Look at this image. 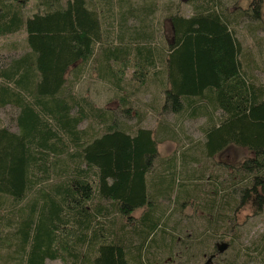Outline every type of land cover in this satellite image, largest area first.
Listing matches in <instances>:
<instances>
[{
  "label": "trees",
  "instance_id": "obj_1",
  "mask_svg": "<svg viewBox=\"0 0 264 264\" xmlns=\"http://www.w3.org/2000/svg\"><path fill=\"white\" fill-rule=\"evenodd\" d=\"M27 1L0 0V36L23 30L28 47L17 56L0 53L6 59L0 61V111L16 109L8 121L0 116V209L7 207L0 212V251L8 250L5 264H47L55 259L64 264H147L152 249L165 246L164 235L170 236L162 228L161 240L156 238L162 222L157 209L161 200L171 198V183L166 182L170 161L155 170L164 136L181 142L186 164L197 160L191 155L197 147L208 157L229 144L247 147L253 155L240 163L241 178L253 184L239 190L232 179L217 187L220 195L231 190L232 198L239 191V203L252 200L258 210L264 200V78L255 70L264 76V64L254 62L242 47L233 25L245 15L259 18L264 0H251V5L248 0L247 7L235 0V12L224 0L177 1L168 13L173 38L163 50L146 28V18L129 25L128 15L138 18L139 13L128 0H118L125 7L117 21L109 0L101 5L95 0H37V10L24 16ZM182 2L190 4L189 13L183 12ZM145 7L149 5L136 10ZM88 60L99 79L116 87L113 97L125 104L131 88L140 87L123 84L124 69L114 65L129 62L132 76L144 81L141 90L147 92L152 84L157 88L161 116L177 120L175 116L200 101L219 109V114L193 110L181 116L183 121L204 118L203 136L196 139L170 132L165 118L159 123L168 129L167 135L157 126L155 135L142 117L133 127L120 124L115 110L73 90ZM146 104L157 109L156 104ZM128 108L121 104L125 116ZM190 190L183 195L190 196ZM209 198L207 208L202 207L208 214L198 216L205 220L202 228L181 240V256H189L209 237L218 239L209 254L217 256V243L232 229H219L225 217L219 209L228 207L229 199ZM191 202L200 200L194 197ZM143 206L147 208L140 215L132 213ZM189 225H196L194 217ZM252 244L254 254L264 261V231ZM237 261L234 256L225 264Z\"/></svg>",
  "mask_w": 264,
  "mask_h": 264
},
{
  "label": "rangeland",
  "instance_id": "obj_2",
  "mask_svg": "<svg viewBox=\"0 0 264 264\" xmlns=\"http://www.w3.org/2000/svg\"><path fill=\"white\" fill-rule=\"evenodd\" d=\"M64 2L65 0H61ZM98 4L101 5L103 0H95ZM131 3V8L133 12L139 13L138 18L133 17L131 14L128 15V23H138L140 17L146 18L148 26L146 28L151 30L154 37V42L157 45L159 50H163L166 46V43L173 38V26L168 18V13L170 8H175V3L181 0H128ZM228 3L230 11H238L235 9L233 2L235 0H224ZM238 5L242 7L248 6V0H236ZM111 3L113 18L115 17L116 21L119 18V11L125 6H120L118 0H109ZM148 4L149 8H143L136 10V6L142 4ZM37 0H28L24 5L22 11L23 15H30L32 12L37 10ZM251 5V0H250ZM170 7V8H169ZM190 4L182 2L183 12H190ZM236 34L242 43V47L247 49L252 57L254 62L259 65L264 64V2L262 4L261 13L259 18L254 16L253 18L245 15L238 26H234ZM117 31H114V43H117L118 40L115 39ZM25 31L20 30L11 34H5L0 36V53L10 55H19L24 52L28 47L25 41ZM99 52V50H98ZM99 55V54H98ZM5 58V57H4ZM1 60H6L0 58ZM77 63V62H76ZM75 64V63H74ZM70 66L71 67L74 66ZM116 69H124L122 74L124 78L122 80L123 84L128 82L131 85L140 87V90H135L133 87L129 91L128 97L129 102L127 104L123 103L122 98L113 97L114 92L118 91L115 86H111L108 82L99 79L96 71L93 69L91 60H88L84 64V71L82 72L79 80L74 83L72 86L77 95H88L91 97L98 106L111 108L115 110L118 114L116 119L118 122L125 123L128 126L133 127V124L137 117H142V124L154 129L155 135L159 133L168 134V129L163 127L161 123L166 119V122L169 127V131L180 132L181 131V116H175L178 120H173V117L170 116H161L160 102L157 92V88L152 84L149 86L147 92H144L141 86H144V81H140L132 76L133 65L131 63L121 64L119 66L114 65ZM255 72L263 79L264 76L259 72L258 69ZM99 81H102L101 83ZM113 94V95H112ZM152 98V99H151ZM156 104L157 109H152V105ZM121 104L129 106L128 116H125L123 111H121ZM14 107H7L1 109L0 116L3 120L8 121L9 117L14 114ZM167 115V114H166ZM162 118V119H161ZM202 119H197L192 122L194 125V130L196 132V125L202 122ZM86 122L84 121L82 125L84 126ZM157 126V127H156ZM156 127V129H155ZM164 128V129H162ZM198 135V132H196ZM194 136L195 138L197 137ZM181 136V135H180ZM159 137V136H157ZM164 140L159 141L158 151L159 154L155 160V170L160 171L163 167L162 163L166 160L170 161L171 171L168 172L167 183H171L170 195L171 198L161 200L158 212L162 213V222L159 228L156 231V238L161 240L159 237L162 233V228H165L167 234L164 235L166 239L165 246H160L159 248L152 249V252L149 254L150 260L147 261V264H225L231 258L236 256L238 258L237 264H264L262 258L255 250V246L252 244V240L258 236L259 233L264 231V200L262 205L258 207V210H254L255 203L252 200L247 201V203H239L240 192L237 196V192L232 198L231 190H227L224 195H220L219 186L220 184L227 185L235 179L238 181L240 188L249 184H253L250 179H242L241 174L243 172L240 163L244 158L253 155L247 147L239 146L235 144H229L222 150L216 152L212 157H208L202 151H198V147L194 151H190L192 156H196L197 160L195 162L190 161L188 164L184 163V152L181 149V142L177 141L175 136H164ZM178 138H180L178 136ZM190 152H187L190 155ZM197 171V172H196ZM196 174H203L202 178L197 177ZM246 178V177H245ZM186 189H191L189 193L190 196H184L183 192ZM218 192V193H216ZM211 194V196H209ZM183 196V197H182ZM195 197V200H200L199 204H192V198ZM209 197L214 198H228L230 204L228 207H220L219 210H222L225 213L223 221L220 222V230L225 231L232 226L230 232L224 233L220 241L217 243V246L226 244L222 250L218 253L217 256H210L214 245V241L218 240L214 238L206 239L205 246L197 244L191 254L187 257L181 256V247H182V238H186L191 235V233H197L202 228L204 219L198 217L200 214L207 215L208 213H203L205 208H207L206 201L211 200ZM207 199V200H205ZM186 200L183 206H181V201ZM205 201V202H204ZM231 209L229 210V208ZM147 206L136 208L132 213L135 216L140 215V213L145 210ZM257 208V207H256ZM7 207L0 209V212L6 210ZM168 214V215H167ZM167 215V217H166ZM195 218L196 225H189V221L192 218ZM188 218V220H186ZM235 218V220H234ZM116 221H120V218L116 215ZM173 221H177L175 224ZM183 223V227H182ZM132 225V222L127 224L128 227ZM181 227V228H180ZM236 231V236L232 235V232ZM185 233V236L183 235ZM174 235V236H171ZM233 236L234 240H233ZM230 237V239H229ZM259 242V239H258ZM163 244V239L161 241ZM204 246V247H203ZM8 250L0 251V264H5L6 253ZM249 253V254H247ZM258 254V253H257ZM255 255V257L253 256ZM253 258H250V257ZM258 256V257H257ZM143 257V256H142ZM213 257V258H212ZM69 262V261H66ZM47 264H64V261L60 259L47 260Z\"/></svg>",
  "mask_w": 264,
  "mask_h": 264
},
{
  "label": "crops",
  "instance_id": "obj_3",
  "mask_svg": "<svg viewBox=\"0 0 264 264\" xmlns=\"http://www.w3.org/2000/svg\"><path fill=\"white\" fill-rule=\"evenodd\" d=\"M100 83L102 82V81H99ZM194 107H195V109H194ZM193 110H197V111H205V110H208V111H206V112H211L212 114V116H215V115H217V114H219V109H214V108H212V106H211V104H209V103H206V102H194V103H192V104H190V106H188V109H187V111H183L182 113V115L181 116H184V114L185 113H187V112H192ZM209 112V113H210ZM201 114H203V113H201ZM197 119H202V120H204V118L203 117H199V118H195V119H185L184 121H183V117L181 118V136L182 135H185V136H190V137H194V136H196L197 134H196V132H198V135H197V137H200V138H202V136H203V131L201 130V127H200V124L202 123V122H200L198 125H196V132H195V130L193 129L194 128V126H192V125H194L192 122H194L195 120H197ZM195 138V137H194ZM196 139V138H195ZM193 143H191V145H192Z\"/></svg>",
  "mask_w": 264,
  "mask_h": 264
},
{
  "label": "water",
  "instance_id": "obj_4",
  "mask_svg": "<svg viewBox=\"0 0 264 264\" xmlns=\"http://www.w3.org/2000/svg\"><path fill=\"white\" fill-rule=\"evenodd\" d=\"M219 248H220V250H219V251H221V250H222V248H223V246L219 245Z\"/></svg>",
  "mask_w": 264,
  "mask_h": 264
}]
</instances>
